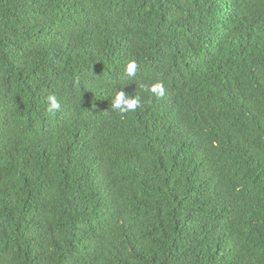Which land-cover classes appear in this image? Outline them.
Segmentation results:
<instances>
[{"label":"trees","instance_id":"16d2710c","mask_svg":"<svg viewBox=\"0 0 264 264\" xmlns=\"http://www.w3.org/2000/svg\"><path fill=\"white\" fill-rule=\"evenodd\" d=\"M0 264H264V0H0Z\"/></svg>","mask_w":264,"mask_h":264},{"label":"clouds","instance_id":"9594fccd","mask_svg":"<svg viewBox=\"0 0 264 264\" xmlns=\"http://www.w3.org/2000/svg\"><path fill=\"white\" fill-rule=\"evenodd\" d=\"M136 63L131 62L126 67V74L128 76H133L136 71ZM148 91L153 93L156 96H163L164 95V86L161 82H157L152 84ZM140 99L137 95L133 97L126 94L123 90L117 91L115 96L111 100V108L116 111L118 110L120 113H127L129 111H135L140 105ZM60 107L59 103L55 99L54 96L48 97V112L54 113Z\"/></svg>","mask_w":264,"mask_h":264}]
</instances>
